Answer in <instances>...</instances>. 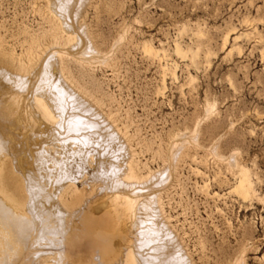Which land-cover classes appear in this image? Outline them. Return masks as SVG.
Here are the masks:
<instances>
[{
  "label": "rangeland",
  "instance_id": "374dc122",
  "mask_svg": "<svg viewBox=\"0 0 264 264\" xmlns=\"http://www.w3.org/2000/svg\"><path fill=\"white\" fill-rule=\"evenodd\" d=\"M46 1L0 0V60L4 56L14 66H26L53 41L57 24ZM85 12L91 36L103 51L124 39L104 66L64 63L75 84L90 91L124 135L135 174L161 168L173 137L195 126L206 101L217 109L201 126V144L208 146L227 131L219 152L237 148V164L249 171L255 193L243 200L231 192L237 168L202 149H182L173 178L159 196L165 218L192 261L231 264L241 254L243 264H264V0H90ZM177 44L191 52L177 55ZM145 46L158 52L146 53ZM98 169L86 167L67 192V199L72 194L68 230L85 243L63 264L90 261L89 238L79 220L86 212L82 209L103 195L93 198ZM8 180L21 190L16 172Z\"/></svg>",
  "mask_w": 264,
  "mask_h": 264
},
{
  "label": "bare ground",
  "instance_id": "6f19581e",
  "mask_svg": "<svg viewBox=\"0 0 264 264\" xmlns=\"http://www.w3.org/2000/svg\"><path fill=\"white\" fill-rule=\"evenodd\" d=\"M62 2L46 1L57 33L41 56L26 66H14L4 56L0 60V144L4 145L0 151V264H40L41 259L63 264L64 258L80 252L84 240L68 230L72 194L67 199V192L92 166L99 168L93 198L103 195L83 208L86 212L78 219L83 236L89 238L88 264H195L165 218L159 193L171 182L182 149L193 146L237 168L231 192L243 200L253 196L249 171L237 164L240 151L219 152L227 131L208 146L201 144V126L217 109L206 101L195 126L173 137L161 168L145 176L135 174L124 135L90 91L75 84L64 63L71 59L89 69L105 65L124 35L103 51L85 19L90 0H71L63 12ZM152 47L145 46L144 51L157 53ZM183 50L177 44L174 53L184 57L188 51ZM16 153L23 158L16 160ZM12 172L20 176L21 190L8 180ZM113 172L116 175L109 178ZM240 255L231 264H243Z\"/></svg>",
  "mask_w": 264,
  "mask_h": 264
},
{
  "label": "snow or ice",
  "instance_id": "6c2138e0",
  "mask_svg": "<svg viewBox=\"0 0 264 264\" xmlns=\"http://www.w3.org/2000/svg\"><path fill=\"white\" fill-rule=\"evenodd\" d=\"M71 3V0H63V2L60 4V9H61V11L63 12L64 11V9H65V7L68 5V4H70ZM21 86H23V85H21ZM80 123H82V122H80ZM86 127V126H85ZM3 148H4V145L3 144H0V151H3ZM116 175V173L115 172H113V173H111V174H109V178H112V177H114ZM23 219V218H22Z\"/></svg>",
  "mask_w": 264,
  "mask_h": 264
}]
</instances>
